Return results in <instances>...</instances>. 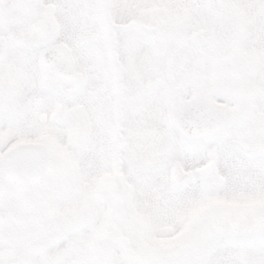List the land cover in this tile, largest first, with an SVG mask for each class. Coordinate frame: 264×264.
<instances>
[{
    "label": "snow or ice",
    "instance_id": "obj_1",
    "mask_svg": "<svg viewBox=\"0 0 264 264\" xmlns=\"http://www.w3.org/2000/svg\"><path fill=\"white\" fill-rule=\"evenodd\" d=\"M0 264H264V0H0Z\"/></svg>",
    "mask_w": 264,
    "mask_h": 264
}]
</instances>
